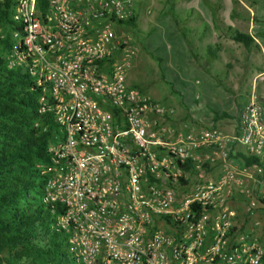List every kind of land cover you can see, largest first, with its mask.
Returning a JSON list of instances; mask_svg holds the SVG:
<instances>
[{
  "label": "built area",
  "instance_id": "obj_1",
  "mask_svg": "<svg viewBox=\"0 0 264 264\" xmlns=\"http://www.w3.org/2000/svg\"><path fill=\"white\" fill-rule=\"evenodd\" d=\"M7 1V64L43 87L39 111L60 132L40 168V204L72 262L263 264L261 246L236 224L264 204V107L255 97L232 134L213 125L173 134L163 126L173 111L128 83L133 0ZM229 144L257 164L208 179L205 167Z\"/></svg>",
  "mask_w": 264,
  "mask_h": 264
},
{
  "label": "rangeland",
  "instance_id": "obj_2",
  "mask_svg": "<svg viewBox=\"0 0 264 264\" xmlns=\"http://www.w3.org/2000/svg\"><path fill=\"white\" fill-rule=\"evenodd\" d=\"M252 3V8H247L250 2L244 0H133L134 27H124L131 45L136 48L135 55L130 57L128 83L137 87L143 97L154 98L160 106L171 109L170 118L173 119L185 112L189 120L199 122L211 118L214 111L234 115L233 104L236 107V101L243 100V97L238 98L240 95L248 97L247 88L252 85L255 101L264 107V76L248 85L245 79L251 78L250 72L252 75L257 73V61L251 58L246 61L240 46L229 43L221 35V43H228L230 56L227 59L222 56L211 65L203 64L197 58L192 61L189 53L192 41L209 25L225 29L229 23L238 31L244 30L243 14H250V11L257 15L264 13V0ZM228 14L232 21L226 18ZM254 28L253 34L264 46V32L259 31L264 30V15L256 17ZM2 30L3 26H0V33ZM207 35L208 31V38ZM196 63L206 69V77L192 69ZM167 121L163 123L165 129ZM235 124L236 121L224 118L216 128L223 134H232ZM209 126H212L211 122L200 129ZM219 156V165L231 161L225 152ZM207 169H204L206 176ZM253 214H257L256 220ZM236 224L240 233L254 238L263 248L264 212L254 210L247 219L239 215Z\"/></svg>",
  "mask_w": 264,
  "mask_h": 264
},
{
  "label": "trees",
  "instance_id": "obj_3",
  "mask_svg": "<svg viewBox=\"0 0 264 264\" xmlns=\"http://www.w3.org/2000/svg\"><path fill=\"white\" fill-rule=\"evenodd\" d=\"M244 1L252 8L254 0ZM8 4H0V264H74L65 239L53 227L52 215L40 204L45 182L40 168L50 164L48 148L56 143L59 128L50 113L39 111L43 87L21 66L7 64L12 44ZM256 17L251 18L252 31ZM134 21L133 16L125 27H134ZM226 37L245 52L253 44L249 35L230 27ZM215 52L208 49L207 55L213 58ZM227 117L214 112L212 122ZM237 157L245 167L257 164L254 158ZM261 205L258 202L255 210Z\"/></svg>",
  "mask_w": 264,
  "mask_h": 264
},
{
  "label": "crops",
  "instance_id": "obj_4",
  "mask_svg": "<svg viewBox=\"0 0 264 264\" xmlns=\"http://www.w3.org/2000/svg\"><path fill=\"white\" fill-rule=\"evenodd\" d=\"M249 14H243V17L245 19V28L244 30H241L239 32L244 33L249 35L252 40H253V44L250 45L248 52H245V60L248 61L250 58L251 59H256V70L257 73L252 75V72H250L251 78H247L245 79L246 82H248V85L254 83V80L257 79V77L259 76H264V46L263 44H261L260 40L256 37L255 34H253V24L251 22V18L256 14L255 11ZM261 15H264V13H261L259 15H257L258 18H261ZM229 21H232L233 18H231V15L228 14V17H226ZM219 19H221V14L219 15ZM227 27H230L233 30H237L235 28H233V26H231V24L226 23V28L222 29V27H211L210 25L208 26V29L206 31H208V38L206 37V31H203L201 34H198L197 38H195L192 41V45L189 48V53H190V59L192 61H194V58H197L198 60H201V62L204 64L205 62L209 63V65L216 63L219 58H222V56H225V58L227 59V56L229 57L230 55L227 53L228 50H230L228 43L226 44H222L221 43V37L225 36V38L227 39V41L229 43H232L227 37H226V29ZM238 31V30H237ZM253 34L254 37L251 35ZM222 35V36H221ZM234 44V43H232ZM257 46V47H256ZM216 52L214 53V57H210L207 55V50H215ZM195 66L192 68L193 70L199 71L203 74V76L206 77V74L204 73V70H206L205 68L202 69V66L198 63L194 64ZM225 65H228V63L226 62ZM222 71V70H220ZM210 76L213 77V75L210 73ZM161 77V76H160ZM163 78V77H162ZM214 78V77H213ZM164 80V79H163ZM184 85V84H183ZM253 87V85H252ZM248 86L247 88V93L249 95H253V88ZM251 92H250V91ZM249 91V92H248ZM174 91L172 90L171 93H173ZM243 97V100L241 101H236V107L233 104V108H234V115H229L227 114V118H230L231 120H233V122L235 123V121L237 120V113L238 110L241 109V107L247 102V95H240L238 96V98ZM152 98V97H151ZM152 100H154V98H152ZM214 112H218L221 113L220 111H214ZM213 112V113H214ZM224 113V112H223ZM213 117V115H212ZM212 117L208 119V117H206V119H204L203 122H199V121H191L188 118V113L185 112L183 115H181V117H179L178 119H173V118H168V121L166 123V130L170 131L171 133L174 132H183V131H197L199 130L201 127L206 126L208 124V122H211L212 125H214L215 127L218 126V123L222 120H217L215 122H212ZM223 152L227 153V157L230 158V162L227 164H221L219 165V161L217 159H219V154L214 155V162L208 166V173H207V178L210 180H217L221 174L224 172V170H233V171H241L242 169H246V173H251V168H247L245 166H243L241 160L237 157V155H242V156H246L244 149L239 146L238 144H229L226 146V148L223 150ZM232 163V164H231ZM249 185H253L252 181L248 182ZM234 206L236 207L237 211H239L242 208V203L240 202H235ZM260 208H258L257 210L264 212V205L262 204L261 206H259ZM253 218L256 220L257 219V214H253ZM249 216L245 217L246 219L249 218ZM258 224V222L256 223ZM264 240V239H263ZM260 245V243H258ZM261 246V245H260ZM262 248V247H261ZM263 251H264V246H263ZM263 264H264V260H263Z\"/></svg>",
  "mask_w": 264,
  "mask_h": 264
}]
</instances>
